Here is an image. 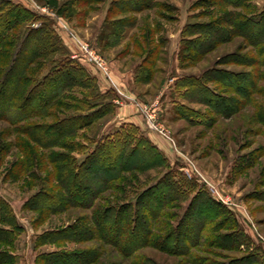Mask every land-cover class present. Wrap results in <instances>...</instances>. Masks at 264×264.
<instances>
[{
	"label": "rangeland",
	"instance_id": "rangeland-1",
	"mask_svg": "<svg viewBox=\"0 0 264 264\" xmlns=\"http://www.w3.org/2000/svg\"><path fill=\"white\" fill-rule=\"evenodd\" d=\"M56 1L62 5L73 0ZM88 1L91 0H80L74 15L66 12L68 16L65 17L58 15L44 1L0 0V7L5 12L14 5L25 7L39 16H48L72 58L84 66L97 82L101 78L105 79L110 86L109 92L114 94L110 114L97 120L86 132L89 135L88 141L82 135L71 141V149L74 150L71 152L62 147L46 151L22 134L32 125L52 124L56 118L41 116L17 125L0 119V203L5 206L4 210L13 214L19 226L25 228L14 246L17 264H45L39 260V255L45 252L88 249L101 254L94 264H264V243L257 236L264 237V66L256 63L253 67H247L230 63L234 56L257 60L261 56L257 49L245 45L242 38H235L199 58L198 62L194 57L199 56L196 49L192 53L196 59L190 57V54L188 57L185 55V65H182L181 58L182 50L192 47L187 44L188 39L195 38L190 32H186L188 25L209 24L223 12L236 9L217 0H156L154 9L138 15L137 26L128 36L135 33L149 36V30L158 27L156 34L151 36L157 43L150 45L151 39H143L142 52L123 57L119 56V52L124 50L130 38L125 40L123 46L110 49L103 48L98 41V36L107 25L106 12L111 0H94L95 3L90 7L92 12L84 16L82 13L86 12V8L81 5ZM43 6L50 9L46 15L40 9ZM262 10L264 0H254L237 11L251 16ZM54 14L59 19L54 18ZM32 24L40 26V23L29 21L15 33ZM183 38L185 45L182 43ZM82 44L95 49L105 60L108 72L90 62ZM157 44L163 50L162 59L158 62V72L152 82L142 83L138 78L140 64L148 49L156 48ZM228 56L232 57L223 61ZM212 70L242 72L243 75H250V83L259 72L262 79L259 89L249 100L242 93L230 94L231 89L219 83H207L204 97V94L189 88L188 78H204ZM114 73L118 85L113 78ZM184 77L183 96L177 88V82ZM215 93L240 99L245 105L239 106L240 110L237 112L216 108L215 103L210 102V99L215 98ZM206 96L208 100H204ZM9 116L15 118L13 112ZM151 123L164 134L157 131ZM118 131H127L133 138V144L140 145L142 153L137 158L144 164L138 170L121 176L113 185L114 189L104 193L94 208L72 209L53 215L45 222L40 221L42 213L34 211L30 203L35 202L34 199L40 192H51L57 186L54 180L49 181L50 174L54 171L51 162L56 159L55 154L69 155L81 162L91 151L94 142L113 136ZM84 146L90 148L88 152L84 150ZM137 158H132L129 162L135 163ZM23 160L27 162L24 170L20 167ZM150 162L155 163L151 166ZM192 164L229 204L216 199L198 178L187 175ZM168 176L172 177V184L175 185L167 196L168 203L164 210H160L158 206L153 208L159 214L164 213L154 223L153 240L160 243L162 248L152 245L129 257L101 241L37 247L40 235L67 230L76 222L79 224L80 219L84 223L85 220L92 219L97 207L132 202L151 186L160 195L168 186L163 183ZM201 201L211 204H208V210L211 211L205 212L203 216L192 212ZM27 205L30 208H26ZM192 225L199 231L193 233L186 230L187 226ZM171 232H175L172 240L177 238V242L164 244V236ZM121 242L130 247L135 245H129L124 240ZM0 249L5 247L0 246ZM248 257L252 260L245 263L244 260Z\"/></svg>",
	"mask_w": 264,
	"mask_h": 264
},
{
	"label": "trees",
	"instance_id": "trees-1",
	"mask_svg": "<svg viewBox=\"0 0 264 264\" xmlns=\"http://www.w3.org/2000/svg\"><path fill=\"white\" fill-rule=\"evenodd\" d=\"M39 1H44L54 8L58 15L65 17L68 16L66 12L74 15L76 7L78 8L80 4V0L67 1L62 5L56 0ZM217 1L236 10L223 12L209 24H190L186 27V32H190V35L195 38L188 39L187 44L192 45L191 49H188L190 47L188 46L181 52L182 65H185V55L188 57L190 54V57H193L192 53L195 49L199 54L198 57L194 56L198 62L207 53L221 45L232 39L242 38L246 42L245 45L257 49L261 57L257 60L251 57L234 56L235 58L229 61L231 65L253 67L257 63L264 66V10L250 16L237 10L254 0ZM155 2L157 1L111 0L105 19L106 28H103L98 36L99 44L107 49L116 48L130 38L124 50L119 52V56L123 57L142 52L141 40L143 39H151L150 45L156 44L157 40L151 36L156 34L158 27L154 30L151 28L149 36L137 33L132 34L131 37L128 36V33L137 26L138 15L154 9ZM92 3L95 1L81 3V6L86 8V12L82 13L84 16L92 12L90 9ZM11 7L6 12L3 7H0V111L2 110L0 119L9 120L13 125H17L41 116L56 118L52 124L32 125L22 134L46 151L56 147L74 151L71 149L73 145L71 141L79 135L88 141L89 135L86 132L97 120L110 114L114 94L109 91L102 92L95 77L72 58L48 16H39L22 6ZM29 21H34V24L40 23V26L35 27L32 24L23 31L15 33ZM182 43L185 45V38ZM162 54L163 50L160 49L159 44L156 48L148 49L139 68L138 78L142 83L148 84L154 80ZM194 57L193 59H196ZM228 57L223 61H227L232 56ZM252 62L253 64H249ZM208 73L204 75V78L187 79L189 88L196 93L204 94L203 97L207 92V83L213 82L231 89L230 94L242 93L243 97L249 100L259 89L262 79L259 72L252 79V83L249 81L250 75H243L242 72L212 70ZM177 88L184 96L185 77L178 80ZM215 94V98L210 99V102L213 101L216 108L237 112L240 110L239 106L245 105L240 99ZM207 97L204 100H208ZM6 111L11 114L13 112L15 118H10ZM61 115L65 116L59 118ZM82 132L84 134H81ZM131 139L133 138L127 131H118L113 136L96 141L81 162H77L69 155L53 152L56 159L51 162L54 171L50 174L49 181L54 180L57 186L51 189V192L49 190L40 192L35 197V202L30 203L34 211L42 213L40 221L45 222L53 215L72 209L94 208L104 193L114 189L113 185L121 176L126 172L138 170L139 166L144 164V162L141 164L142 161L137 158L142 152L140 145L133 144ZM65 140L70 142H64ZM85 146L84 150L88 152L90 148ZM132 158H137V162L130 163L129 160ZM154 163L150 162V165ZM26 165V160H23L20 164L21 169L24 170ZM163 183L168 186L160 195L157 194V189L151 186L132 202L105 203V206L97 207L92 219H87L84 223L80 219L79 224L76 222L67 230L43 233L37 239V247L101 241L129 257L152 245L162 248L160 243H155L153 240L154 223L164 213H157L154 206L164 210L168 203L167 196L175 188L170 176ZM103 201L107 202L105 199ZM208 204L211 206L209 202L201 201L200 205L191 211L203 216L205 212L211 211L208 210ZM26 208H30L29 205ZM4 209L5 206L0 203V246L5 247L0 249V264H17L18 258L14 254V246L25 228L19 226L9 210ZM187 222L186 220L185 225ZM186 230L193 233L199 231L195 230L193 225L187 226ZM174 235L175 232L165 235L164 244L177 242L175 240L177 238L172 240ZM122 240L129 245H135L133 247L123 245ZM100 255L94 249L56 250L39 255V260L45 264H73L72 261H75V264H94ZM251 260L252 258L248 257L244 261L247 263Z\"/></svg>",
	"mask_w": 264,
	"mask_h": 264
},
{
	"label": "built area",
	"instance_id": "built-area-1",
	"mask_svg": "<svg viewBox=\"0 0 264 264\" xmlns=\"http://www.w3.org/2000/svg\"><path fill=\"white\" fill-rule=\"evenodd\" d=\"M40 8V7H39ZM42 13H49L50 9L47 6H43V8H40ZM40 11V12H41ZM46 15V14H45ZM56 19H59L57 15L54 14L53 16ZM37 26V25H36ZM82 49L85 52V55L88 57V59L90 60L91 63L95 64L97 67H99L102 71L104 72H108L107 70V65L105 63V60L99 56V54L95 51V49L91 48L88 44H82ZM153 118V116L151 117ZM153 125V123H151ZM154 126V125H153ZM154 128L163 133L164 132L162 130H160L157 126H154ZM193 165V164H192ZM191 170H187V175L190 178H198L207 188L210 189V191L212 192V194L214 195V197L216 199H218L219 201L223 202L224 204H229V201L227 199H225L224 197H222L218 191V189L215 188V186H213L199 171L198 169L193 165L192 167H190ZM251 224L253 226L254 229H256V226L254 225V223L251 221ZM259 236V238L263 241L264 243V237L261 235H257Z\"/></svg>",
	"mask_w": 264,
	"mask_h": 264
},
{
	"label": "crops",
	"instance_id": "crops-1",
	"mask_svg": "<svg viewBox=\"0 0 264 264\" xmlns=\"http://www.w3.org/2000/svg\"><path fill=\"white\" fill-rule=\"evenodd\" d=\"M107 10H108V9H107ZM106 15H107V12H106ZM121 46H123V44H122ZM115 75H116V74L114 73L113 78H114V80H115V83L118 85V80H117V78H116ZM116 80H117V81H116ZM98 84H99L100 89H101L102 92H107V91H109L110 86L106 83V80H105V79H102V78L99 79ZM128 94H129V92H128ZM130 97H132V96H130ZM132 98H133V97H132ZM129 122L133 123V120H130Z\"/></svg>",
	"mask_w": 264,
	"mask_h": 264
}]
</instances>
